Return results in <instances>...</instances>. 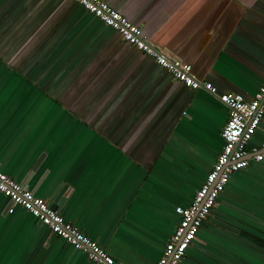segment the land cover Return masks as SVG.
<instances>
[{"label":"crops","instance_id":"1","mask_svg":"<svg viewBox=\"0 0 264 264\" xmlns=\"http://www.w3.org/2000/svg\"><path fill=\"white\" fill-rule=\"evenodd\" d=\"M216 92L252 98L264 0H103ZM227 108L74 0H0V170L122 264H154L223 141ZM264 144V114L248 141ZM0 264H98L0 193ZM178 264H264V160L233 173Z\"/></svg>","mask_w":264,"mask_h":264},{"label":"built area","instance_id":"2","mask_svg":"<svg viewBox=\"0 0 264 264\" xmlns=\"http://www.w3.org/2000/svg\"><path fill=\"white\" fill-rule=\"evenodd\" d=\"M74 1L104 25L116 31L122 41L150 57L173 79L190 89H202L216 96L227 108V118L220 132L223 141L221 150L216 155L204 180L195 190L190 203L187 206L175 208L179 218L177 225L164 244L161 256L154 263L178 264L189 245L195 240L202 222L215 206L216 198L224 189L230 176L248 166L250 162L264 160V144L259 148L247 146L264 114V70L262 80L252 98L246 100L240 94L233 92L218 94L210 82L200 81L194 77L189 63L167 54L150 43L138 25L131 23L103 0ZM0 193L12 205L26 210L50 233L82 252L89 261L98 264H122L110 256L98 243L66 221L61 214L52 210L44 199L35 196L1 170Z\"/></svg>","mask_w":264,"mask_h":264},{"label":"water","instance_id":"3","mask_svg":"<svg viewBox=\"0 0 264 264\" xmlns=\"http://www.w3.org/2000/svg\"><path fill=\"white\" fill-rule=\"evenodd\" d=\"M65 192H66L65 186L61 184V186L57 187L52 197L47 200V204L52 210L57 211L58 206L60 202L62 201V198L65 196Z\"/></svg>","mask_w":264,"mask_h":264}]
</instances>
